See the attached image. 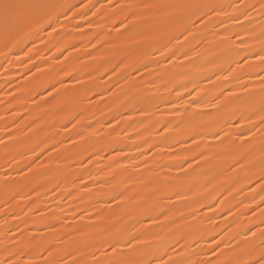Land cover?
<instances>
[{"label":"snow or ice","instance_id":"obj_1","mask_svg":"<svg viewBox=\"0 0 264 264\" xmlns=\"http://www.w3.org/2000/svg\"><path fill=\"white\" fill-rule=\"evenodd\" d=\"M40 31L50 71L0 66V264H264V0H0V57Z\"/></svg>","mask_w":264,"mask_h":264},{"label":"bare ground","instance_id":"obj_2","mask_svg":"<svg viewBox=\"0 0 264 264\" xmlns=\"http://www.w3.org/2000/svg\"><path fill=\"white\" fill-rule=\"evenodd\" d=\"M66 2H70V3H79V0H66ZM95 2L100 3L103 2V0H95ZM131 2V0H130ZM227 2V0H226ZM96 19V18H94ZM61 20L63 21V17H61ZM82 23V22H80ZM52 29L49 27L46 29V31L50 32ZM85 31H88L87 28L84 29ZM45 36V32L44 31H40L38 34H33V36L25 39L22 44L14 49L12 52L8 53L7 57H0V66L6 65L7 63L12 62L16 56H23V53L20 51V48H25V49H32L35 45V47L37 48V50H41L39 51V55H37V52H33V56L36 57L35 60L33 61H27V57L24 58L25 61H27L28 64V68H30L32 71H35V65H40L42 69H44L45 71H50V69L47 67V65L41 61V59L39 58L40 56H43L45 58H48V61L50 63H52L53 65H55V57L56 56H61L60 53L55 52V49H52L51 51L49 50L51 48V44H49V47H45L43 44H41L39 37H43ZM45 39H47L45 37ZM68 43L72 44L75 43L77 44V46L79 47L81 41L78 38L75 37H68ZM71 50L70 48L65 49V54L67 53V51ZM55 53V55H54ZM75 55V53H74ZM62 59V57H61ZM64 63H67V61H64ZM0 71H2V68H0ZM31 75V72L27 71L25 68L24 63H17L14 66L13 69V74L11 76H7L6 78H0V92L4 91V90H13L15 86H18L20 83L23 82V80L25 79L26 76ZM117 79L116 77H113V81ZM68 83H70V80L67 81ZM109 83H112V81H109ZM44 89L41 88V92H43ZM157 96L159 95V93L156 94ZM50 99V97H49ZM93 100H95V98H93ZM103 103V102H101ZM153 103H158L160 104V107L167 112L168 108L166 107V105H164L163 103H161L159 100H154ZM154 110V109H153ZM204 111H208L211 112L212 109H205ZM4 113V105L2 102H0V115H3ZM97 116H99V112L97 111ZM168 119H172V117H167ZM235 119V118H233ZM144 120L145 125H149V121L144 118V117H140L138 114L133 118V120L130 122L134 127L139 126V121ZM93 123H95V119L93 120ZM3 126V121H0V127ZM119 127V126H117ZM131 131V129H130ZM101 132L103 133L104 130L101 129ZM136 133L132 132V136L133 138H135ZM153 138L154 139H159V137L155 134V132L153 133ZM97 139H99L100 141H103V137H98ZM169 143H172L171 140L168 141ZM133 143L132 140H125L124 144L125 145H129ZM102 144H97V147H101ZM177 150L178 146H177ZM3 154H4V150L2 148H0V163L3 162ZM104 163H107V161L105 160ZM98 165L92 164V165H88L89 168H94ZM173 174H175V171L173 172ZM89 185H91V181H89ZM0 198H4L3 197V193H0ZM33 199H35V197H33ZM65 199H67L65 197ZM55 200V197H51L50 199H47L44 201L43 204H41V208H45V207H51L55 209V204L52 203V201ZM65 208L67 209V204L64 205ZM57 213L60 215H63V213L60 212L59 209H56ZM70 218V217H69ZM33 219H37V217H33ZM90 222V221H85ZM216 222L223 225L225 223V221L223 220L222 217L217 216L216 218ZM3 221L2 219H0V225H2ZM10 224L14 225L16 222L14 221H9Z\"/></svg>","mask_w":264,"mask_h":264}]
</instances>
